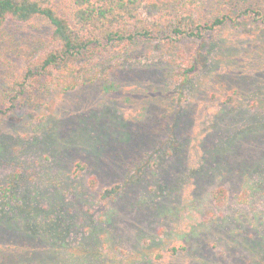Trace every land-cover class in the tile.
<instances>
[{
  "label": "rangeland",
  "instance_id": "374dc122",
  "mask_svg": "<svg viewBox=\"0 0 264 264\" xmlns=\"http://www.w3.org/2000/svg\"><path fill=\"white\" fill-rule=\"evenodd\" d=\"M147 1L153 38L103 64L115 73L53 95L34 120L22 109L0 121V184L58 204L65 238L35 264H253L251 251L264 264V22L171 35L181 15L213 21L264 0ZM46 49L40 23L0 28L2 99ZM118 152L132 154L124 181L106 162Z\"/></svg>",
  "mask_w": 264,
  "mask_h": 264
},
{
  "label": "trees",
  "instance_id": "16d2710c",
  "mask_svg": "<svg viewBox=\"0 0 264 264\" xmlns=\"http://www.w3.org/2000/svg\"><path fill=\"white\" fill-rule=\"evenodd\" d=\"M241 7L239 14L232 15L234 8L213 21L181 15L171 35L204 41L210 32L237 22L239 16L254 14L264 22V4L261 8ZM156 8L147 0H0V28L7 22H37L46 31L47 42L45 52L20 73L10 96L0 97V121L22 109H26L29 120H34L38 111L48 107L53 95L68 96L115 73L113 67L103 70V64L153 38L155 25L150 15ZM75 106L76 101L64 109L76 112ZM164 131L162 128L157 136L161 137ZM131 155L118 152L106 159L114 168L115 178L124 181L122 177L127 175L129 166L126 160ZM18 183L10 178L8 183L0 184V264H35L40 260L46 263L57 256L58 243L65 238L55 219L58 204L41 209L39 193L17 196ZM120 189L117 185L97 193L100 192L101 200L108 201L117 198ZM225 198V190L215 193L218 204ZM251 254L257 258L253 264H262L259 254Z\"/></svg>",
  "mask_w": 264,
  "mask_h": 264
}]
</instances>
